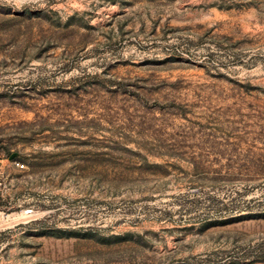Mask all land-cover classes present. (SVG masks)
<instances>
[{
	"label": "rangeland",
	"instance_id": "374dc122",
	"mask_svg": "<svg viewBox=\"0 0 264 264\" xmlns=\"http://www.w3.org/2000/svg\"><path fill=\"white\" fill-rule=\"evenodd\" d=\"M0 155V264H264V0H0Z\"/></svg>",
	"mask_w": 264,
	"mask_h": 264
},
{
	"label": "built area",
	"instance_id": "2783aa9c",
	"mask_svg": "<svg viewBox=\"0 0 264 264\" xmlns=\"http://www.w3.org/2000/svg\"><path fill=\"white\" fill-rule=\"evenodd\" d=\"M1 155H0V160H1ZM1 162V161H0ZM18 165H20L18 163ZM2 168H1V165H0V198L3 197V193H4V188H3V184H2Z\"/></svg>",
	"mask_w": 264,
	"mask_h": 264
},
{
	"label": "water",
	"instance_id": "95a60500",
	"mask_svg": "<svg viewBox=\"0 0 264 264\" xmlns=\"http://www.w3.org/2000/svg\"><path fill=\"white\" fill-rule=\"evenodd\" d=\"M11 158H13V156Z\"/></svg>",
	"mask_w": 264,
	"mask_h": 264
}]
</instances>
